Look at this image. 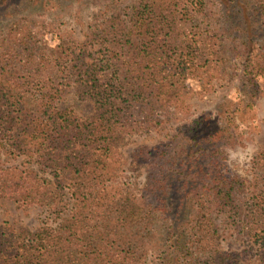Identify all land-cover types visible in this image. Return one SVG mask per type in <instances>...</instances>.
I'll return each mask as SVG.
<instances>
[{
	"label": "trees",
	"instance_id": "16d2710c",
	"mask_svg": "<svg viewBox=\"0 0 264 264\" xmlns=\"http://www.w3.org/2000/svg\"><path fill=\"white\" fill-rule=\"evenodd\" d=\"M24 1L0 0V23ZM33 1L55 11L81 0ZM221 3H235L242 26L206 27L191 0H135L128 11L106 5L80 43L40 44L31 21L0 33V198L20 208H55L63 187L72 199L56 227L0 226V264H143L158 224L169 236L159 264H236L249 250L221 248L220 216L256 238L264 261V152L254 161L260 201L244 178L222 170L227 148L240 138L231 111L222 114L226 124L202 116L161 148L136 150L137 160L148 156L151 198L115 183L128 136L187 112L189 77L199 75L208 93L216 71L225 77L230 70L249 85L264 78V0ZM257 29L263 40L255 39ZM81 103L89 113L77 112ZM20 157L24 164L4 166Z\"/></svg>",
	"mask_w": 264,
	"mask_h": 264
},
{
	"label": "rangeland",
	"instance_id": "374dc122",
	"mask_svg": "<svg viewBox=\"0 0 264 264\" xmlns=\"http://www.w3.org/2000/svg\"><path fill=\"white\" fill-rule=\"evenodd\" d=\"M135 0H81L64 2L58 10H46L37 7L33 0H26L17 8L13 9L8 17L0 23V33H5L15 23L32 22L37 31L39 43H46L49 46H56L59 43H69L77 41L80 43L86 39L90 33L93 23L97 19L101 10L106 5L111 6V10L119 9L128 11ZM202 8V20L208 28L218 26H242L241 13L235 3L227 7L221 0H191ZM241 15V16H240ZM253 22V20L251 19ZM54 28L52 29V26ZM254 28V25H253ZM258 33L259 30L257 29ZM255 39L263 40L261 32ZM51 47V48H52ZM51 53V49L49 50ZM229 68V67H228ZM222 77L216 71V79L210 85L211 91H203L199 75L188 78L187 85L191 89V94L186 98L187 112H174L171 117L157 129L142 131L128 136L119 148V155L115 161L117 167V179L115 181L123 192L142 199L144 195L147 199L151 195L146 191V174L148 169V156H142L141 160L135 158L138 149L150 148L159 149L171 138L178 127L191 120L202 116L217 119L221 117L222 123L227 120L222 114H230L237 124V131L240 134L239 140L233 147L227 148L225 159H223L222 170L226 175L240 176L244 178L251 191H255L252 197H257L260 201L259 182L260 172L258 165L254 164L257 156L264 152V78L257 85L246 84L239 75ZM61 77V76H60ZM69 89L68 81L61 79L59 82ZM68 103H73V93L67 94ZM79 114L89 113L90 109L84 104L75 105ZM218 136V133H216ZM158 147V148H156ZM4 159H2L3 161ZM24 158L7 159L4 166L9 164H24ZM40 174L55 180L52 172L35 165ZM65 185V183H63ZM68 188H61V201L54 207L30 206L20 208L13 201L0 198V226L9 223L15 227H27L36 230L44 225L51 227L58 226L64 218L69 216L68 206L72 205V199ZM61 195V194H60ZM216 217V216H215ZM217 228L220 234V245L224 250L241 251L249 250V255L242 258L236 264H264L257 253L258 242L254 236L247 232L242 233L236 230L233 220L224 216L217 217ZM159 225L158 237L154 248L148 255V259L143 264H159V251L168 239V230ZM246 231V230H245ZM251 246L254 248L251 249Z\"/></svg>",
	"mask_w": 264,
	"mask_h": 264
}]
</instances>
